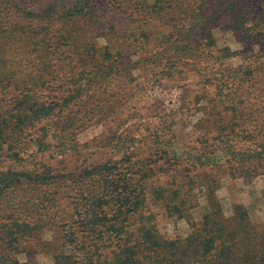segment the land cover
Segmentation results:
<instances>
[{"label":"trees","instance_id":"trees-1","mask_svg":"<svg viewBox=\"0 0 264 264\" xmlns=\"http://www.w3.org/2000/svg\"><path fill=\"white\" fill-rule=\"evenodd\" d=\"M35 1L0 0V264L53 242L52 264H264V218L216 196L264 175V0ZM150 80L182 90L190 135L122 116Z\"/></svg>","mask_w":264,"mask_h":264},{"label":"rangeland","instance_id":"rangeland-1","mask_svg":"<svg viewBox=\"0 0 264 264\" xmlns=\"http://www.w3.org/2000/svg\"><path fill=\"white\" fill-rule=\"evenodd\" d=\"M25 2L27 8L36 9V7H38L37 1L35 0H25ZM213 36L216 41V46L219 49L229 48L233 52L249 49V47L244 46L243 43L238 42L229 32L214 29ZM99 42L103 43L101 40ZM252 49L258 51L259 46L252 47ZM230 63L236 66L241 62L239 57H235L230 60ZM133 74L134 76H137L138 72L135 71ZM146 79L147 78H144V76L141 75L138 78V81L146 82ZM146 84L147 93L144 94V96L135 99V101H132L127 108H124V110L121 111L122 116L125 117L134 109L138 111V114H144L151 117L156 114L163 115L165 113L169 120L174 117L177 121V124L172 128L177 136L190 135V127H184L183 123H181V117H184L180 108V99L183 97L181 93L182 90L177 87V85H172V83L168 81H163L161 84H155L153 80H150ZM199 117L200 115H198L197 118ZM192 120H195V118H191V121ZM105 125L106 124L103 123L90 125L83 131L79 132L77 140L81 144L92 141L104 132ZM85 152L87 153H82L79 159L91 160L93 158L92 153H94V150L91 149ZM76 160H78V158H68L66 161L59 164V166H71ZM196 194L198 195L200 202L199 206L192 211V215L195 218H199L206 209V202L202 193L196 192ZM216 196L225 209H230L234 204H241L247 209L254 222H259L264 218V175L257 176L253 179H247L246 181H243L242 179H223L219 183V188L216 190ZM175 228L181 235L186 234L188 231V226L184 221H179ZM173 229L174 228L170 226L168 232H173ZM42 239L43 241L52 240L49 234L44 235ZM59 251L64 252V250H58L57 244L53 242L51 246L38 247L34 253H32L33 250H30L29 254H21L18 258L22 263L52 264L53 255Z\"/></svg>","mask_w":264,"mask_h":264}]
</instances>
